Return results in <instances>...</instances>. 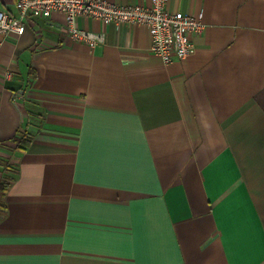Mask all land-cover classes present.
Returning <instances> with one entry per match:
<instances>
[{"label":"crops","instance_id":"0c3cea01","mask_svg":"<svg viewBox=\"0 0 264 264\" xmlns=\"http://www.w3.org/2000/svg\"><path fill=\"white\" fill-rule=\"evenodd\" d=\"M166 7L204 25L168 65L143 27L80 18L92 50L62 15L0 46V264H264V0Z\"/></svg>","mask_w":264,"mask_h":264},{"label":"built area","instance_id":"2783aa9c","mask_svg":"<svg viewBox=\"0 0 264 264\" xmlns=\"http://www.w3.org/2000/svg\"><path fill=\"white\" fill-rule=\"evenodd\" d=\"M124 1V4H116L107 0H18L16 14L0 9V46L13 36H23L29 20H49L54 15H62L67 38L92 50L104 44L105 34L80 29L77 24L80 18L103 25L145 28L150 37V52L166 65L195 55L193 39L204 30L200 19L169 11L167 0Z\"/></svg>","mask_w":264,"mask_h":264},{"label":"trees","instance_id":"16d2710c","mask_svg":"<svg viewBox=\"0 0 264 264\" xmlns=\"http://www.w3.org/2000/svg\"><path fill=\"white\" fill-rule=\"evenodd\" d=\"M20 139L19 138H15L14 142L16 143V145L20 148L23 149L27 146H29V142L31 140L30 137L25 136L23 133H20ZM11 183L8 182H0V197L5 196V193L8 191L9 186ZM1 220V217H0Z\"/></svg>","mask_w":264,"mask_h":264},{"label":"rangeland","instance_id":"374dc122","mask_svg":"<svg viewBox=\"0 0 264 264\" xmlns=\"http://www.w3.org/2000/svg\"><path fill=\"white\" fill-rule=\"evenodd\" d=\"M13 167H14V166H13ZM11 168H12V167H11ZM1 201H3V200H2V197H0V203H1Z\"/></svg>","mask_w":264,"mask_h":264}]
</instances>
